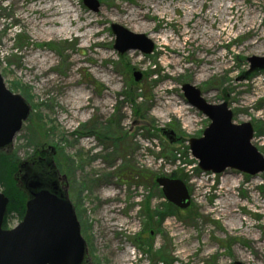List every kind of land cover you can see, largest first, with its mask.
Listing matches in <instances>:
<instances>
[{"label": "rangeland", "instance_id": "1", "mask_svg": "<svg viewBox=\"0 0 264 264\" xmlns=\"http://www.w3.org/2000/svg\"><path fill=\"white\" fill-rule=\"evenodd\" d=\"M98 1L93 12L82 0H59L73 11L76 26L69 25L70 34L44 35L31 24L44 18L32 13L30 0H0V75L30 106L0 151L22 160L34 149L62 151L59 180L80 225L86 264H264V172L201 171L187 141L200 137L210 120L181 90L190 83L207 102L226 101L234 123L252 124L251 143L264 157V70L250 71L247 61L264 56V0H236L239 13L227 10L228 19L238 16L235 26L228 22L224 31L203 14L214 0L188 16L195 0ZM248 8L253 22L238 28ZM140 12L146 17L136 20ZM86 21L92 24L77 29ZM111 23L145 35L154 50L118 54ZM206 29L216 32L214 41L206 42ZM190 30L191 39L184 34ZM133 69L142 73L138 82ZM170 99L183 112L167 110ZM162 128L182 140L169 142ZM174 171L191 196L185 209L168 203L155 183ZM225 197L234 201L229 215L219 212ZM18 222L13 215L5 228Z\"/></svg>", "mask_w": 264, "mask_h": 264}, {"label": "water", "instance_id": "2", "mask_svg": "<svg viewBox=\"0 0 264 264\" xmlns=\"http://www.w3.org/2000/svg\"><path fill=\"white\" fill-rule=\"evenodd\" d=\"M82 2L93 12L100 7L98 0ZM110 29L115 36L113 48L120 55L130 50L145 54L154 50L153 42L143 34L117 23H111ZM247 61L250 71L264 70V56H251ZM132 77L138 82L142 73L133 69ZM181 90L186 101L210 120L200 137L187 141L201 171L220 173L230 168L249 175L264 172V157L251 143L254 131L250 122L234 123L226 101L211 104L190 83L182 84ZM29 113L30 106L5 86L0 75V149L9 146ZM161 133L168 136L169 142L182 140L167 128H162ZM155 183L168 203L177 209L189 207L191 196L182 179L159 175ZM7 203L8 198L0 189V264H86L80 225L66 196L47 189L33 191L22 219L10 229L2 228ZM230 264L245 263L235 260Z\"/></svg>", "mask_w": 264, "mask_h": 264}, {"label": "trees", "instance_id": "3", "mask_svg": "<svg viewBox=\"0 0 264 264\" xmlns=\"http://www.w3.org/2000/svg\"><path fill=\"white\" fill-rule=\"evenodd\" d=\"M58 149L55 154L52 153L53 155L42 148L34 149L23 160L15 154L0 151V189L8 198L2 222L3 228H5L8 219L13 215L19 221L22 219L26 201L31 197L33 191L46 187L58 195L62 193L60 189L62 182L59 180V172L65 173V171H63V167L59 162L62 151ZM169 176L183 178L176 171L169 174ZM154 178L151 177L150 181L153 185H156ZM33 184H36L37 187H32Z\"/></svg>", "mask_w": 264, "mask_h": 264}, {"label": "bare ground", "instance_id": "4", "mask_svg": "<svg viewBox=\"0 0 264 264\" xmlns=\"http://www.w3.org/2000/svg\"><path fill=\"white\" fill-rule=\"evenodd\" d=\"M32 2V13H35L36 11H40V13H42V17L44 18L41 20H35L34 22L31 21V24H34L35 26H39V32L41 34H49L51 32L54 33H62V34H70L73 32V29H70L69 25H74L76 26V24H74V21L76 19L72 18V10L69 8H66L62 3H57L59 0H55L56 3L51 4V5H41L38 4L37 2H35L36 0H30ZM207 0H195V3H193L190 7L185 9V15H197L198 10H197V5L204 6V4L206 3ZM59 7L61 9H59ZM235 9H239V3L236 2V0H214L210 6L207 7V10L203 13L204 16L208 19H215L213 20V22H211V26L213 27V25L215 26L214 29L215 30H221L224 31V28L226 26V23L228 22H233V20H237L238 16H234L230 19L227 18V10H235ZM239 13V10L237 11ZM219 13V15L217 14ZM246 14V19L247 21H244L243 23H241L238 28H241L243 26L244 23H246V25L248 24H252V20L255 17V11L254 9L248 8L246 9V11L244 12ZM248 15H253L252 18L248 19ZM55 16H60V17H55ZM146 17V13L144 12H140L137 13L135 16V19H142ZM23 19L25 17H22ZM79 19H81L78 16ZM200 19H203V17H201V15H199ZM218 19V21H217ZM187 23L190 22V20L186 21ZM197 21L194 22L193 29L195 30L197 28ZM36 23V24H35ZM92 24V21H86L85 24H81V25H77V29H81L83 27L86 26H90ZM204 24L208 25V22L204 21ZM54 26H59V28H56V30L52 31L51 28H53ZM235 26V22H233L232 27ZM194 33L193 30L184 32L185 35L189 36V39H191L192 34ZM196 33V32H195ZM205 33H207L205 40H207L206 42L208 43L210 40L214 41L217 38V34L214 31H210L208 29L205 30ZM199 37V36H198ZM161 40H166V37H161ZM257 44L256 42H252L251 45H255ZM46 57V56H44ZM45 62V59L43 58L41 60V62H39V64L42 66ZM77 95V97L75 98V100H77L78 103H81L82 99H84L83 95L81 94V92H76L75 93ZM79 107H82V105H80ZM167 110H176L177 112L181 113L183 112L184 108L182 106L178 107L177 106V102L174 99H170L169 102L166 104ZM74 109V108H73ZM76 109V108H75ZM232 203H234V201H231V198L229 197H225V201L221 202L219 204L220 210L219 212L221 214H232L231 208H232ZM261 207H264V204L260 205ZM233 216H235L233 214ZM174 236H176L177 238H183L182 235L180 233L174 234ZM188 250V249H187ZM185 250V251H187ZM126 256H128V254L126 253V251L123 254V257L125 258Z\"/></svg>", "mask_w": 264, "mask_h": 264}, {"label": "flooded vegetation", "instance_id": "5", "mask_svg": "<svg viewBox=\"0 0 264 264\" xmlns=\"http://www.w3.org/2000/svg\"><path fill=\"white\" fill-rule=\"evenodd\" d=\"M232 117H233V112H232ZM233 121V120H232ZM253 127V126H252ZM254 134V133H253ZM65 183V182H64ZM64 185L65 184H60V189H61V191H62V193L60 194V195H63V196H66L67 198H68V196H67V194H66V192L64 191ZM40 189H47V190H49V191H51L50 189H48V188H46V187H43V188H40ZM40 189H38V190H40ZM37 191V190H36ZM52 192V191H51ZM55 193V192H54ZM57 194V193H56ZM69 199V198H68ZM74 208V207H73ZM177 209V208H176ZM77 217V216H76ZM4 229H7V228H4ZM84 263V262H83ZM82 263V264H83ZM85 264V263H84Z\"/></svg>", "mask_w": 264, "mask_h": 264}]
</instances>
